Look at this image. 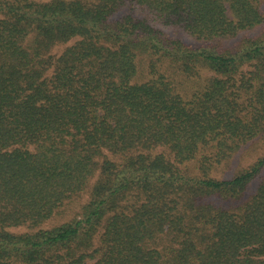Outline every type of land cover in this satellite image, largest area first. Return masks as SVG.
Segmentation results:
<instances>
[{
	"label": "trees",
	"instance_id": "obj_1",
	"mask_svg": "<svg viewBox=\"0 0 264 264\" xmlns=\"http://www.w3.org/2000/svg\"><path fill=\"white\" fill-rule=\"evenodd\" d=\"M262 25L259 0H0V264H264V181L244 205L210 202L239 200L264 158L207 177L264 144V33L220 51L163 31Z\"/></svg>",
	"mask_w": 264,
	"mask_h": 264
},
{
	"label": "rangeland",
	"instance_id": "obj_2",
	"mask_svg": "<svg viewBox=\"0 0 264 264\" xmlns=\"http://www.w3.org/2000/svg\"><path fill=\"white\" fill-rule=\"evenodd\" d=\"M259 6L261 11L264 14V0H259ZM161 28V27H159ZM167 35H169L170 38H174L177 40H180L184 42L185 44H189L195 47H208L220 51L224 50H234L236 49V46L242 41L247 38H253L257 35H261L264 33V25H262L260 28L252 29L248 32L240 33V35L231 40H216L213 42H203L201 40H196L189 36L186 32H184L179 27H170L166 30H163ZM152 63V60L150 57L145 59H140L138 70L140 71V74L137 77L138 81H146L147 79V72L146 68L148 65ZM165 68V67H164ZM162 71L169 75L172 72H169L167 69H162ZM175 81V80H174ZM180 79L178 78L177 82L178 84L182 85V82L179 83ZM191 84H186L184 86H181L179 88L184 89L182 92H190L194 89V87L187 91L190 88ZM152 154H162L167 159L172 161V157L169 154L168 149L164 147H159L154 149ZM264 158V144L263 140L261 138H256L255 140H252L245 145H242L239 149L233 151L227 158L222 159L221 161L214 163L213 166L210 167V169L207 171V177L215 179L217 181H228L231 180L234 176L238 175L239 173L249 169L251 166L254 165V163ZM186 174L188 175H197L201 176V170L198 168V165L196 162H190L187 163L185 166H180ZM264 181V167L262 171L259 173L257 177L252 179L244 192V194L241 196L239 200H229L224 199L222 197H213L210 198V202L218 207H224V208H232L237 205L245 204L247 203L256 193L258 185ZM86 196L81 200H77L71 205H66V207L61 208L57 214L46 224L43 226V228H51L56 225H60L64 222H67L72 219L74 214L78 212L77 205L84 202ZM13 232H22L23 229H10Z\"/></svg>",
	"mask_w": 264,
	"mask_h": 264
}]
</instances>
